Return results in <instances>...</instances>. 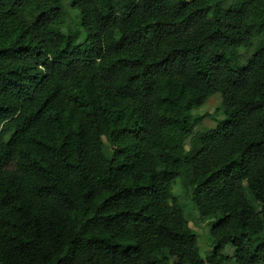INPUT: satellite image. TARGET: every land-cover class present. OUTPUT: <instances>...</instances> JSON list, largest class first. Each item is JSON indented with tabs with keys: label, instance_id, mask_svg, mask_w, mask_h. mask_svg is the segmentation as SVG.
<instances>
[{
	"label": "trees",
	"instance_id": "1",
	"mask_svg": "<svg viewBox=\"0 0 264 264\" xmlns=\"http://www.w3.org/2000/svg\"><path fill=\"white\" fill-rule=\"evenodd\" d=\"M64 2L0 0V264H264V0Z\"/></svg>",
	"mask_w": 264,
	"mask_h": 264
},
{
	"label": "rangeland",
	"instance_id": "2",
	"mask_svg": "<svg viewBox=\"0 0 264 264\" xmlns=\"http://www.w3.org/2000/svg\"><path fill=\"white\" fill-rule=\"evenodd\" d=\"M65 11L68 14V18L66 19L67 25L70 28H74V25L77 21V16L74 11L69 7L68 0H65L64 2ZM67 28V27H66ZM79 29V28H77ZM249 55V53L240 51L239 56L242 58ZM220 110V98L218 95H215L211 98H209L206 103L201 107L193 110V114H208L212 116L213 114L216 120L221 119V116L219 114ZM216 126V121L213 119L206 118L200 127L201 129H212ZM105 155L107 157L110 156V150L108 148L103 149ZM245 189V186H244ZM190 192L189 188H182L179 180H176L172 182L169 186V193L172 196H175L179 199V203L181 205L186 225L185 228L188 230H191L196 236H197V248L199 251V254L202 258H204L206 255H209L211 252V239L209 236V229H210V223L213 222V218H207L204 219L200 217L198 212L194 210L193 205L189 201L188 194ZM245 196L247 198V201L249 202L250 206L256 211H259V205L254 202L251 198H249V195L245 193ZM232 249L227 246L223 249V253L230 252ZM173 260L169 264H173Z\"/></svg>",
	"mask_w": 264,
	"mask_h": 264
}]
</instances>
